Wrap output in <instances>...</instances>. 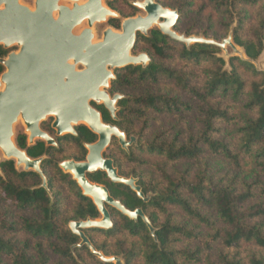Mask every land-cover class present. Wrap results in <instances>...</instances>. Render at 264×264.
<instances>
[{
	"label": "trees",
	"instance_id": "trees-1",
	"mask_svg": "<svg viewBox=\"0 0 264 264\" xmlns=\"http://www.w3.org/2000/svg\"><path fill=\"white\" fill-rule=\"evenodd\" d=\"M131 1L136 0H109L107 5L131 17L138 11ZM158 2L178 10L176 32L217 41L232 32L233 42L249 60L238 55L226 59L213 44L187 46L157 27L147 36L138 35L133 52H144L150 60L146 66L117 70L112 90L123 95L117 119L103 111L105 121L136 137L128 150L115 142L108 152L118 173L136 178L150 199L145 202L105 172L88 178L105 185L126 208H141L155 237L141 217L131 219L111 206V230L84 232L98 251L119 256L125 264H264V69L252 62L264 52V11L251 25L245 6L258 0H210L222 27L212 33L211 27L200 29L198 23L185 26L190 17L184 12L187 0ZM123 3L131 14L120 7ZM120 23V18L110 19L116 28ZM6 52L0 45V58ZM163 115L176 122L154 131ZM78 133L66 147H56L42 165L47 188L37 173L18 171L11 160L2 163L0 203L4 200L9 208L0 211V264H114L101 260L87 245L77 246L81 239L69 228L71 221L101 217L93 200L58 166L63 159L83 160V142L96 139L85 125ZM46 150L40 143L28 152L38 157ZM55 155L57 162L51 166ZM212 156L231 166L212 165ZM150 157L163 162L154 163ZM247 158L254 165L248 174L241 171ZM190 220L210 230L204 232ZM16 231L29 238L8 237ZM190 239L198 245L183 244ZM243 243H254L260 251L245 259ZM52 255L59 257L54 263Z\"/></svg>",
	"mask_w": 264,
	"mask_h": 264
},
{
	"label": "water",
	"instance_id": "water-1",
	"mask_svg": "<svg viewBox=\"0 0 264 264\" xmlns=\"http://www.w3.org/2000/svg\"><path fill=\"white\" fill-rule=\"evenodd\" d=\"M66 1L72 2V6L62 4L61 0H36L35 7L31 8L20 0H0V45L5 48L12 45L20 47L19 51L11 52L7 59L0 58V63L8 67L7 72L0 76V148L8 153L7 158H13L9 155L19 157L17 166L24 162L25 170L34 169L40 173L42 186L47 187L39 166L41 158H29L14 143L16 123L20 118L24 120L31 133V141L35 136H41L54 144L39 129V122L48 114L55 116L54 127L59 135H76L75 126L86 119L89 124H83L98 134V140L86 145L89 150L86 160H65L60 167L71 174L83 194L93 200L101 217L71 221L69 228L81 239L77 246L87 245L93 254L105 262L125 264L119 256H105L98 251L84 230L113 228L107 206L116 208L131 219L141 217L154 237L155 229L141 208H126L105 185L90 181L88 174L105 172L111 181L130 187L145 202L151 194L145 195L136 178L121 176L113 160L104 157L113 136L126 150L136 137L128 140L125 132L117 126L104 123L99 112L91 107L90 100L100 102V98H103L105 107L117 119V102L123 95L111 96L107 91L116 77L114 70L147 65L149 56L144 52L134 54L133 50L138 35L147 36L155 27L187 46L194 43L213 44L225 51L227 57L230 47L234 55L249 59L243 49L233 42L232 32L221 42L203 36L179 34L174 29L179 19L178 10L163 6L158 0L133 1L144 14L124 19L122 32L112 27L106 28L103 39L94 42V24L107 22L110 17L115 18L119 14L110 9L105 0H88L84 4H80V0ZM55 12L58 13L57 17ZM85 20L88 27L75 34L76 26ZM71 60L73 63H70ZM252 62L255 63L254 60ZM78 64H82L84 69L76 70Z\"/></svg>",
	"mask_w": 264,
	"mask_h": 264
},
{
	"label": "rangeland",
	"instance_id": "rangeland-1",
	"mask_svg": "<svg viewBox=\"0 0 264 264\" xmlns=\"http://www.w3.org/2000/svg\"><path fill=\"white\" fill-rule=\"evenodd\" d=\"M20 1L23 4L28 5L31 8H34V6H35V1L34 0H20ZM108 1L109 0H105L106 5H107ZM136 1H142V0H136ZM130 3L133 4V1H131ZM120 7H122V9H123V11L125 13L131 14L132 9L130 7H128L126 5V3L120 4ZM135 7H137V6H135ZM245 9H246L248 15L250 16V20L249 21H250V24L252 25V24L255 23V20L258 17V13L260 11H264V0H258L256 5H246ZM174 10H177V9H174ZM184 12L185 13L189 12V14H190V17H188V19L186 20L187 22H186L185 26H188V25L191 26V25H194V23H198V26H199L200 29L201 28L211 27L212 33H218V32L220 33L222 31L221 23H220V20H219L220 18L218 17L216 11L214 10L210 0H187L186 8H185ZM143 13L144 12L140 8H138V11H136L137 15L138 14H143ZM119 18L123 19L122 16H120ZM235 24L236 23H234V25ZM108 25H109L108 23H104V24H97V25L94 26V32L96 34V38L97 39L102 37L101 30L103 28L106 29V28L110 27V25L109 26ZM77 30H79V29H77ZM221 41H219V42H221ZM15 48H17V47H15ZM13 50H15V49H13ZM221 51H222L221 55L223 57H225L226 59L229 56L234 55L233 54V50L230 47H228V53L230 54L228 57L225 55V51H223L222 49H221ZM254 64L256 65V67H258L260 69H264V52L262 53L260 58L255 61ZM116 77H115V79H116ZM113 81H114V79L112 80V82ZM112 82H110V86H111ZM108 89L109 88H107V90ZM235 113L238 114V113H240V111L237 110ZM175 122L176 121L173 119V117H171L169 115H163L161 117L160 121H158L157 124L155 125L154 131H157L161 126H165L167 128H170V127H172L174 125ZM193 123H195V120L194 121L192 120V125H193ZM22 130H24V125L20 121V122H18L15 125V135H16V133H18V132H20ZM150 158H151L152 162H154V163L163 162V159H161V158H155V157H150ZM3 159H4V155L2 154V152L0 150V161L3 160ZM210 163L212 165H216L217 164L218 167H221L223 169H228L231 166V164L227 163L223 158L215 157V156H212ZM253 169H254V165H253L252 160L249 159V158L244 159L243 162H242L241 171H243L244 173L248 174V173H251ZM1 197H2V194L0 193V199H1ZM6 203L7 202H4V200L0 203V211L6 210V209L9 208V205H6ZM12 209H14V207ZM178 212H180V210ZM184 219H186V217H184ZM190 222H191V225H193V226L194 225H199V223L197 221H195V220H190ZM218 225L221 226L220 224H218ZM203 226L199 225V227L202 228L204 230V232H207L208 230H210L205 225H203ZM7 235H8V237H11L13 239L27 240L29 238L27 235H25L24 233H22L20 231L10 232V233H7ZM186 241H189V242L188 243H183V244H185V245L187 244V245H191V246L198 245L196 240L190 239V240H185V242ZM240 251H241V255H243L245 257V259H248L249 255L254 254V253H258L260 251V249L254 243H243L241 245ZM58 259H59V257L57 255H52V263H54Z\"/></svg>",
	"mask_w": 264,
	"mask_h": 264
},
{
	"label": "flooded vegetation",
	"instance_id": "flooded-vegetation-1",
	"mask_svg": "<svg viewBox=\"0 0 264 264\" xmlns=\"http://www.w3.org/2000/svg\"><path fill=\"white\" fill-rule=\"evenodd\" d=\"M34 1H36V0H34ZM62 1H64L65 2V4L66 5H68V6H72V2H70V1H66V0H61V2ZM82 2H86V1H88V0H81ZM105 4H106V2H105ZM108 6V5H107ZM35 7V6H34ZM109 7V6H108ZM110 8V7H109ZM111 9V8H110ZM115 11V10H114ZM115 12H117V11H115ZM118 13V12H117ZM119 14V13H118ZM144 14V13H143ZM57 15H58V13L57 12H55V17H57ZM137 14H135L134 16H131V17H135ZM121 15L119 14V16L118 17H115V18H119ZM130 17V16H129ZM129 17H123V19H121V23H120V27L119 28H116V27H114V26H112L111 24H110V19H112V17H110L109 19H108V21L107 22H96L95 24H94V26L95 25H97V24H104V23H108L109 25H110V27H112L113 29H115V30H117V31H120L121 30V28H122V22L124 21V19H126V18H129ZM108 25V26H109ZM94 26H93V32H94ZM88 27V21L86 20V21H84L82 24H80V25H78V26H76V28L74 29V33L75 34H80L85 28H87ZM77 29H79V30H77ZM104 31H105V29L103 28L102 30H101V33H102V37L101 38H99V39H97L96 38V34H95V32H94V39H93V41L94 42H99V41H101L102 39H103V35H104ZM1 46H3V45H1ZM4 47V46H3ZM15 47H17V48H15ZM4 49H6V54L2 57L3 59H7L8 58V55L11 53V52H13V51H19V49H20V47L18 46V45H12L11 47H9V48H5L4 47ZM13 49H15V50H13ZM134 53V52H133ZM70 63H73V61L71 60L70 61ZM2 66H3V70H2V72L0 73V76L3 74V73H6L7 72V70H8V67L6 66V65H3L2 63H0ZM84 69V66L82 65V64H78V65H76V70H78V71H81V70H83ZM117 70L118 69H115L114 70V74L117 76ZM114 81H115V79H114ZM112 82V81H111ZM112 87H113V82L111 83V86L109 87V89L107 90L108 92H109V94L111 95V96H113L114 94H120V93H118V92H114L113 90H112ZM120 100V99H119ZM119 100H118V102H119ZM118 102H117V107H118ZM90 105H91V107L92 108H94L96 111H98L99 112V114H100V116H101V119H102V121L104 122V123H106V124H111V125H114V126H117L116 124H114L113 122H107V121H105L104 120V109H106L108 112H109V114H110V116H111V118L113 119V120H116V119H114L113 117H112V115H111V113H110V111L105 107V105H104V103L103 102H97V101H95V100H93V99H91L90 100ZM119 110V109H118ZM118 112V111H117ZM116 115H117V113H116ZM22 122L23 123V125H24V130H22V131H20V132H18V133H16V135H15V128H14V137H13V140H14V143H15V145L20 149V150H22V151H24V152H26V155L29 157V158H31V159H39V158H41V162H40V164H39V166H40V169L42 170V172H43V174H44V171H43V168H42V165H44V162L47 160V159H51L52 158V155L51 154H53L55 151H56V147H59L60 145H62L61 147H66L69 143H70V140H71V138L72 137H77V136H79V133H78V127H80L81 125H85V124H83V123H81V124H79V125H76L75 126V130H76V135H73V134H71V133H62V134H58V132H57V129L54 127V121H55V116L54 115H47L45 118H43L40 122H39V129H40V131H42V132H44V133H46L55 143L53 144V143H50L47 139H45L44 137H41V136H35L34 138H33V141H31L30 140V136H31V133L27 130V126L25 125V123L22 121V119L20 118L19 119V121L18 122ZM17 122V123H18ZM16 123V124H17ZM93 134H95L96 135V139L94 140V141H92V142H83V146L85 147V149H86V154H85V157H84V159L83 160H76V159H73V160H76V161H84V160H86V157H87V155H88V153H89V150H88V148H87V144H93V143H95L97 140H98V138H99V136H98V134H96L95 132H93L87 125H85ZM118 127V126H117ZM119 128V127H118ZM120 129V128H119ZM121 130V129H120ZM122 131V130H121ZM124 132V131H123ZM126 134V133H125ZM126 137H127V139L128 140H130L131 139V137L132 136H127V134H126ZM117 143L120 147H121V145H120V142H119V139L117 138V137H115V136H113V138H112V142H111V144H110V146L108 147V149L104 152V157H106V158H111L112 160H113V162H114V159L112 158V157H110L109 156V149L114 145V143ZM40 143H42V144H44V146H45V148L46 149H49V150H46L44 153H42L41 155H39L38 157H32L30 154H29V152H28V150L31 148V147H33V146H36V145H39ZM133 144V143H132ZM131 144V145H132ZM130 145V146H131ZM129 146V147H130ZM51 148H52V150L54 149V151H51ZM122 148V147H121ZM123 149V148H122ZM124 150H126V149H124ZM55 154V153H54ZM108 154V155H107ZM70 159H72V158H70ZM70 159H63V160H61V161H59L58 162V166L60 167V163L61 162H63V161H65V160H70ZM13 161L14 162V166H15V168L18 170V171H21V172H34V173H37L39 176H40V178H41V180H42V183H43V178H42V176H41V174L40 173H38L36 170H34V169H30V170H25V166L24 165H20V166H17V160L16 159H14V158H7L6 156H4V159L3 160H1L0 161V174H2L3 176H4V173L2 172V163H4L5 161ZM55 162H57V159H56V155H55V157L50 161V163H51V166L52 165H54V163ZM114 166H115V164H114ZM60 169L62 170V168L60 167ZM63 171V170H62ZM64 172V171H63ZM69 174V173H68ZM71 175V174H70ZM89 175V174H88ZM44 176H45V174H44ZM72 176V175H71ZM45 178H46V183H47V177L45 176ZM73 178V177H72ZM91 181V180H90ZM93 182V181H92ZM42 183H41V186H42ZM96 183V182H95ZM99 184V183H98ZM103 185V184H102ZM45 188H47V187H45Z\"/></svg>",
	"mask_w": 264,
	"mask_h": 264
},
{
	"label": "bare ground",
	"instance_id": "bare-ground-1",
	"mask_svg": "<svg viewBox=\"0 0 264 264\" xmlns=\"http://www.w3.org/2000/svg\"><path fill=\"white\" fill-rule=\"evenodd\" d=\"M86 2H87V1H86ZM86 2H82V1L80 0L79 3H80V4H84V3H86ZM61 3H62V4H65L64 1H62ZM65 5H66V4H65ZM85 21H86V20H85ZM83 22H84V21H83ZM83 22H82V23H83ZM82 23H81V24H82ZM120 31L122 32V30H120ZM3 87H4V85H3ZM101 90H102V89H101ZM99 101H100V102H104V99H103V98H100ZM21 119H22V118H21ZM22 121L24 122L23 119H22ZM24 123H25V122H24ZM81 123L89 124L88 121H87L86 119H85V120H82ZM25 125H26V123H25ZM26 126H27V125H26ZM0 150H1V152H2V154H3L4 156H7L8 153H6V152L4 153V151H3L1 148H0ZM9 157H13V158L16 159L17 161L19 160V157H18V156L9 155ZM22 165L26 166V163L23 162ZM73 175H74V173H73Z\"/></svg>",
	"mask_w": 264,
	"mask_h": 264
}]
</instances>
